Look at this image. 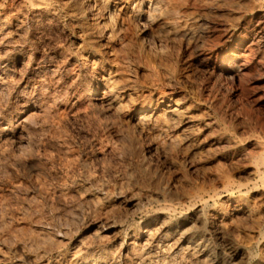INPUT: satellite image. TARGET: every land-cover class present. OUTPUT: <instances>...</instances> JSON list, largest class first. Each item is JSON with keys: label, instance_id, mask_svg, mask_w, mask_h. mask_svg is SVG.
I'll return each mask as SVG.
<instances>
[{"label": "bare ground", "instance_id": "obj_1", "mask_svg": "<svg viewBox=\"0 0 264 264\" xmlns=\"http://www.w3.org/2000/svg\"><path fill=\"white\" fill-rule=\"evenodd\" d=\"M180 2L0 0V264H264L263 128L216 135L228 165L252 150L245 182L217 160L210 182L177 189L134 153L133 129L154 130L158 154L174 151L183 106L155 89L158 106L133 99L125 62L133 36L195 41ZM234 8L250 21L211 48L232 82L249 67L242 48L256 41L264 60V0Z\"/></svg>", "mask_w": 264, "mask_h": 264}, {"label": "rangeland", "instance_id": "obj_2", "mask_svg": "<svg viewBox=\"0 0 264 264\" xmlns=\"http://www.w3.org/2000/svg\"><path fill=\"white\" fill-rule=\"evenodd\" d=\"M204 1L181 0L178 5L182 7H176V10L180 12L179 16L182 17H180V21H184L182 23L189 22V19L199 22H197L199 28L196 32L195 41L192 42L193 45L185 46L183 40H181L182 38L178 36H175L176 39L174 37L153 38L156 36L153 33L155 32L154 30L147 35L148 38L141 35L133 36V41L129 48L130 56H127V62H125L127 63L125 64L127 67V79L132 86L129 94L133 99L141 101L151 98L153 104L158 106L156 94L150 95L151 90L155 89L158 93H164L166 97L178 101L183 106L184 111L182 110L181 118L169 125V132L172 136H175L173 137V140L176 139L174 140V147H177V149L173 147L174 151L172 150L164 156L153 149V141L156 138L154 130L147 129L146 131L145 129L141 132L133 129L134 136L137 138L135 139L134 153H137L136 155L143 154L149 163L150 169L157 172L159 180L163 183L166 181V184L177 189L186 183L210 182L209 173L217 167V160L220 161L219 163L222 162V167L234 180L239 182L250 180L245 166L252 159L251 155L249 156L252 150H247L243 154V158H240L237 163L228 165L220 160L226 148L224 145L216 143L215 139L221 132L233 137L236 136L239 139V135H247L249 128L253 125H259L264 129V60L257 62V58L254 55L256 52V41L252 42L251 49L249 47L242 48V50L245 49L244 59L246 58L249 67L246 71H242V74L241 72L239 73L241 78L239 77L236 82L225 80L219 76L214 68L213 55L211 54L213 47L217 44L220 45L222 42V31L237 23V20L250 21V13L242 15L241 11L234 10V7L238 6L243 9L246 5L249 6L251 4V0ZM221 2L223 4L225 2V4L223 5ZM131 30L133 32L134 26H132ZM241 53L240 51L239 54ZM145 79L147 80L146 82H144ZM141 94L144 96H141ZM210 102L214 104L213 108L209 107ZM125 120L122 119V123L125 127L126 125L130 126L128 128L131 129V123ZM213 122L215 125L218 124L217 127H215ZM244 135L243 138L246 137ZM214 163H216L215 167L213 166ZM241 169L243 170L241 171Z\"/></svg>", "mask_w": 264, "mask_h": 264}]
</instances>
